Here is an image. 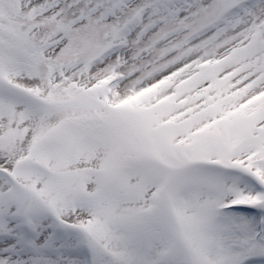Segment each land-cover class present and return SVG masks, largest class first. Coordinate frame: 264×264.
I'll list each match as a JSON object with an SVG mask.
<instances>
[{
    "label": "snow or ice",
    "instance_id": "1",
    "mask_svg": "<svg viewBox=\"0 0 264 264\" xmlns=\"http://www.w3.org/2000/svg\"><path fill=\"white\" fill-rule=\"evenodd\" d=\"M0 264H264V0H0Z\"/></svg>",
    "mask_w": 264,
    "mask_h": 264
}]
</instances>
